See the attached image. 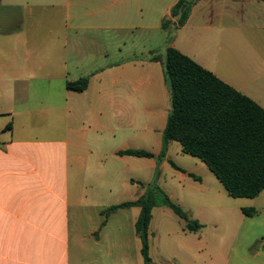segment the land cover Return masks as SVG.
<instances>
[{
    "label": "crops",
    "instance_id": "0c3cea01",
    "mask_svg": "<svg viewBox=\"0 0 264 264\" xmlns=\"http://www.w3.org/2000/svg\"><path fill=\"white\" fill-rule=\"evenodd\" d=\"M178 1L0 0V264H73L74 236L80 263L89 264L87 241L91 259L124 264L125 221L115 231L110 224L134 208L103 228L101 211L126 182L136 199L139 183L157 179L199 221L216 206L222 183L178 142L160 164L119 154L162 150L171 96L152 57L168 47L264 107L253 89L264 86V0H200L179 28L171 17ZM126 37L141 41L142 56H122ZM82 78L84 91L67 87ZM88 211L97 219L87 222ZM107 230L111 252L100 247Z\"/></svg>",
    "mask_w": 264,
    "mask_h": 264
},
{
    "label": "trees",
    "instance_id": "16d2710c",
    "mask_svg": "<svg viewBox=\"0 0 264 264\" xmlns=\"http://www.w3.org/2000/svg\"><path fill=\"white\" fill-rule=\"evenodd\" d=\"M199 1L179 0L173 6L171 17L177 20L178 28L186 24ZM170 24L171 20L165 19L163 28L168 29ZM152 60L162 62L171 96L162 150L157 157L140 149L124 150L119 154L156 158L160 164L166 158L168 145L178 142L184 154L200 159L208 167L229 196L258 197L264 191V107L174 47H168L164 56L156 55ZM88 83V78H82L68 82L67 87L84 91ZM171 164L178 168L173 162ZM159 174L158 168L156 176ZM139 184L144 192L138 198L101 211V228L118 210L138 208L135 233L142 243L145 264H151L150 225L155 208L171 209L185 221L188 232H197L203 226L157 185V179L147 185ZM242 211L249 217L259 213L254 208Z\"/></svg>",
    "mask_w": 264,
    "mask_h": 264
},
{
    "label": "rangeland",
    "instance_id": "374dc122",
    "mask_svg": "<svg viewBox=\"0 0 264 264\" xmlns=\"http://www.w3.org/2000/svg\"><path fill=\"white\" fill-rule=\"evenodd\" d=\"M142 47L138 38L126 37L122 56H142L141 54L144 52ZM109 55L111 60L120 59L121 57V54L117 53L110 52ZM253 89L259 93L264 103V86L253 85ZM187 156L193 159V156ZM194 159L202 163L198 158L194 157ZM165 178L169 180L166 172ZM157 185L160 186L158 183ZM163 186H166V184L163 183ZM139 187L140 191L144 192L143 187L141 185ZM135 193V188L129 182H126L123 191L114 193V195L110 194L103 199V204L105 208H108L114 204L133 200L137 196ZM134 195L135 197H133ZM182 198L187 204L188 198ZM188 208L194 215L199 214L195 207L190 206ZM243 208H254L259 213L256 216L249 217L243 213ZM184 210L186 209L184 208ZM138 211V208L121 211L110 224V231H115L117 226L125 221L124 264H145L141 254V240L135 234L134 228L130 227L129 229L128 227L131 216L137 214ZM153 215L154 220L150 239L151 264H264V191L255 198H233L221 186V195L216 206L206 208L200 214L202 219L197 221L203 227L197 232L186 231L185 221L169 208H155ZM89 217L91 221L94 218L97 219V215L90 213V211L84 215L87 222ZM84 218L83 223H85ZM87 227V224H83L82 230L86 231ZM105 233L104 241L100 247L111 252V249H109L111 243L108 241L111 235L107 234L108 230ZM72 242H74L72 247L74 250L73 264H85L84 261L80 263L77 258L78 241L76 236H74ZM89 246L90 244L87 241L82 246V252L83 247L87 249L83 254L89 256V264H102L103 262L98 260L97 257L91 259ZM96 248L100 250L98 246ZM107 264L119 263L110 258Z\"/></svg>",
    "mask_w": 264,
    "mask_h": 264
}]
</instances>
